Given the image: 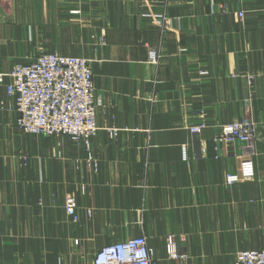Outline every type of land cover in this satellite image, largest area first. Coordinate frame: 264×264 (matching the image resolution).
Here are the masks:
<instances>
[{
    "label": "crops",
    "instance_id": "obj_1",
    "mask_svg": "<svg viewBox=\"0 0 264 264\" xmlns=\"http://www.w3.org/2000/svg\"><path fill=\"white\" fill-rule=\"evenodd\" d=\"M45 51L91 62L90 152L17 127L9 73ZM246 118L256 175L228 185L245 148L215 139ZM138 235L159 264H233L264 247V0H0V264H92Z\"/></svg>",
    "mask_w": 264,
    "mask_h": 264
},
{
    "label": "built area",
    "instance_id": "obj_2",
    "mask_svg": "<svg viewBox=\"0 0 264 264\" xmlns=\"http://www.w3.org/2000/svg\"><path fill=\"white\" fill-rule=\"evenodd\" d=\"M77 12V11H75ZM239 17L244 12L238 13ZM150 60H158L151 52ZM7 96L17 112L16 124L24 135H65L91 151L92 139L98 134L97 110L101 104L95 92L94 74L87 58L42 52L29 64H16L9 73ZM206 123L191 126L194 136H199ZM110 133L116 134L113 130ZM257 126L251 119L226 123L217 135L216 144H225L234 151L237 144L245 148L239 171L226 175V183L250 181L255 178L256 168L250 157L255 146ZM93 158H90V165ZM93 163V162H92ZM77 199L69 195L65 200L66 212L73 221L78 220ZM168 255L180 257L173 238L169 239ZM93 264H159L154 250L145 235L127 238L101 247L94 256ZM233 264H264V248L240 251Z\"/></svg>",
    "mask_w": 264,
    "mask_h": 264
},
{
    "label": "rangeland",
    "instance_id": "obj_3",
    "mask_svg": "<svg viewBox=\"0 0 264 264\" xmlns=\"http://www.w3.org/2000/svg\"><path fill=\"white\" fill-rule=\"evenodd\" d=\"M46 52V51H45ZM52 53H57V52H52ZM60 54V53H59ZM64 55V54H63ZM75 56V55H74ZM82 57H84V56H82ZM86 58V57H85ZM88 59V58H87ZM89 60V59H88ZM89 62H90V60H89ZM90 65H91V62H90ZM91 68H92V65H91ZM92 71H93V69H92ZM93 74H94V72H93ZM94 81H95V79H94ZM248 119H250V118H248ZM256 124V123H255ZM23 134V133H22ZM24 135V134H23ZM25 136H38V137H46V138H65V137H67V136H65V135H55V136H42V135H25ZM69 138V137H68ZM239 171V170H238ZM237 172V171H236ZM235 173V172H234ZM264 248V247H263ZM260 249V248H259ZM99 249H97L96 250V253H97V251H98ZM242 251V250H241ZM95 253V254H96ZM93 260H94V258H93ZM92 264H93V261H92Z\"/></svg>",
    "mask_w": 264,
    "mask_h": 264
}]
</instances>
